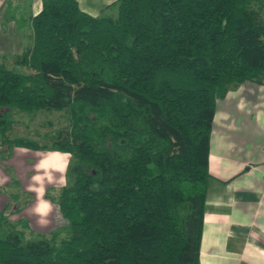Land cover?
<instances>
[{
  "label": "trees",
  "instance_id": "1",
  "mask_svg": "<svg viewBox=\"0 0 264 264\" xmlns=\"http://www.w3.org/2000/svg\"><path fill=\"white\" fill-rule=\"evenodd\" d=\"M40 4L23 16L6 2L22 48L0 54V158L51 149L91 170L54 200L62 238L26 239L28 221L0 210V264H199L215 102L264 86V0H114L95 16ZM12 108L66 123L49 144L11 137Z\"/></svg>",
  "mask_w": 264,
  "mask_h": 264
},
{
  "label": "crops",
  "instance_id": "2",
  "mask_svg": "<svg viewBox=\"0 0 264 264\" xmlns=\"http://www.w3.org/2000/svg\"><path fill=\"white\" fill-rule=\"evenodd\" d=\"M8 1L16 15L23 16L35 15L41 4L40 0H0V54L13 55L21 51L22 36L16 23L5 19ZM75 1L81 11L95 16L114 0ZM23 33L29 36L27 25ZM34 151H39L35 157L44 186L38 193L44 196L46 178L53 184L60 182L58 177L51 180L52 171H46L58 170L60 163L49 159H57L62 153ZM207 168L210 177L204 196L199 264H264L263 85L249 81L230 85L225 95L216 100ZM41 201L44 208L50 205L46 198ZM7 207L6 203L0 205V210ZM10 216L14 218L15 212Z\"/></svg>",
  "mask_w": 264,
  "mask_h": 264
},
{
  "label": "rangeland",
  "instance_id": "3",
  "mask_svg": "<svg viewBox=\"0 0 264 264\" xmlns=\"http://www.w3.org/2000/svg\"><path fill=\"white\" fill-rule=\"evenodd\" d=\"M19 73H28L26 67L14 65L9 66ZM9 118L12 120V126L9 131L11 137H24L34 140L39 144H49L51 135L60 126L66 123V116L62 112L38 110L35 112H20L11 109ZM21 150L23 148H14L11 155L6 158H0V205L5 203L8 205L4 208L6 217L14 221L17 218H25L28 221L29 229L25 234L26 239H34L37 233H47L56 231L57 237L62 238L67 231V221L60 215L54 200L57 198L59 190L71 184L73 173L78 171H90L91 169L85 164H75L67 154L62 153L57 159L50 158L49 161L58 164V170L46 169L47 173H51V180L60 182L53 184L47 178L44 180L45 193L39 195V189L44 188L40 180V170L37 168L38 152L30 151V153ZM51 150V149H48ZM55 151V150H53ZM60 153V152H59ZM49 162V163H50ZM65 162V163H63ZM63 163V164H61ZM61 166V167H60ZM50 181V182H49ZM43 198L50 204L44 208L42 204ZM51 199V200H50ZM15 217L10 216L14 210ZM11 211V213H9ZM4 227L0 226V233ZM58 238V239H59Z\"/></svg>",
  "mask_w": 264,
  "mask_h": 264
}]
</instances>
